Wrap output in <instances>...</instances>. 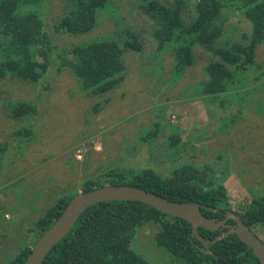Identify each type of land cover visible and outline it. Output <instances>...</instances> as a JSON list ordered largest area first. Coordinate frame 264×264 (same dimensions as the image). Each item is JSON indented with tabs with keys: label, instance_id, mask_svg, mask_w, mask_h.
<instances>
[{
	"label": "rangeland",
	"instance_id": "374dc122",
	"mask_svg": "<svg viewBox=\"0 0 264 264\" xmlns=\"http://www.w3.org/2000/svg\"><path fill=\"white\" fill-rule=\"evenodd\" d=\"M109 1L111 6L100 12L91 31L77 35L53 33V44L66 51L74 45L117 40L119 27L109 16L114 11L121 20L125 11L121 9V0ZM126 1L132 7L134 2ZM158 1L166 7L173 2ZM73 9L70 0H52L48 12L52 23L49 22L54 26ZM191 11L187 7L182 15L184 24L193 18ZM134 15L135 21L142 17ZM44 20L49 32L53 26H49L50 19ZM229 24L241 28L233 34L238 42H243V34L250 36L251 24L244 18L233 15ZM144 35L136 39V51L119 42L125 49L127 77L109 95H96L81 88L71 69L59 62L53 65L49 86L42 85L47 89L39 115L16 120L3 110L7 97L34 102L33 88L29 84L16 86L6 81L4 85L0 81V143L6 145V149L0 148V264L12 259L16 248L18 252L33 246L39 237V232L33 231L37 230L36 223L62 197L73 198L85 182L128 162L135 170L154 169L164 178L186 164L213 167L226 188L229 203L239 213L251 203L252 193L264 194V77L258 79L260 74H256L254 79L261 84L247 81L239 88L245 89V95L252 90L247 100L249 111L235 122L238 135L227 138L220 125L225 118H231L232 106L224 109L208 101L207 109L213 115L210 116L204 98L199 96L203 81L208 80L205 67L218 58L196 46L195 62L172 85L173 57L157 51L152 34ZM255 61L250 75L255 73L254 69L264 75V43L257 48ZM107 96L113 101L105 102ZM226 100L230 103L234 98L227 93L219 102L225 104ZM156 101L163 113L157 129L154 124L159 119L152 113ZM257 101L262 102L260 111L251 106ZM240 138H244L247 147L243 148ZM254 229L264 240V229ZM158 230L159 223L148 222L138 231L131 247L150 264H186L157 242Z\"/></svg>",
	"mask_w": 264,
	"mask_h": 264
},
{
	"label": "trees",
	"instance_id": "16d2710c",
	"mask_svg": "<svg viewBox=\"0 0 264 264\" xmlns=\"http://www.w3.org/2000/svg\"><path fill=\"white\" fill-rule=\"evenodd\" d=\"M70 1L74 9L53 26L48 14L52 0H0V81H4V85H7L6 81H12L16 86L29 84L34 91L32 94H35L34 102L8 96L3 110L9 118L22 120L39 115V108L44 101L43 93L47 89L42 85L49 86L48 78L54 73L53 65L59 62H64L71 69L81 83V88L93 94L105 96L119 89L127 77L125 49L122 45L126 49L138 50L136 39L145 33L144 36L152 34L158 52L173 57L175 76L170 79L172 85L195 62L196 46L218 58L206 65L208 80L203 81L199 96L204 98L210 116L213 115L207 109L208 101L224 109L232 106L231 118H225L220 131L231 139L238 135L235 122L247 115V100L252 93L249 90L245 95L242 92H246L245 89L239 88L247 81L254 85L259 83L254 79L256 74H260L258 79L264 77L259 70L254 69L255 73L251 75L249 73L256 64V50L264 43V0H173L171 7H166L158 0H131L134 2L131 7L126 0H121L125 16L118 20L114 11L109 16V20L119 27L117 40L74 45L64 51L53 44V33L85 34L97 25L100 12L111 6L109 0ZM187 7L192 9L194 16L189 23L184 24L181 17ZM134 13L142 16L137 17V22ZM233 15L251 24L250 36L243 34V42L233 39V36L236 37L233 34L241 31L237 24H229ZM44 19H50L49 26H53L49 32L46 31ZM143 69L151 70L147 67ZM146 70L143 71L146 73ZM227 93L234 100L230 103L226 100L225 104L219 102ZM110 101L113 99L107 96L105 102ZM156 102L152 110L155 118L159 119L154 124L155 129L163 120L161 105ZM261 104V101H257L251 106L254 109L257 106L256 109L260 111ZM100 105L103 106V103ZM239 141L243 148L247 147L244 138ZM5 146L0 143L1 149ZM135 151L136 147L131 150V154ZM107 184L135 186L176 202L199 203L203 206L201 212L207 218H224L227 211H232L252 230H255V226L264 229V194L252 193V201L244 211H234L226 188L213 167L186 164L176 169L171 177L164 178L154 169L135 170L128 162L94 181L85 182L81 191L88 192ZM71 199L62 197L36 223L37 230L33 231L39 232L37 240L60 217ZM148 222L159 223L157 242L183 263L261 264L253 250L236 235H230L212 246L218 261L212 255H205L198 248L201 242L192 237V225L189 222L137 201L100 202L90 206L42 264H150L131 247L138 231ZM199 233L209 240L220 235L201 227ZM30 251L31 246L18 252L16 248L13 254H17L5 264H23Z\"/></svg>",
	"mask_w": 264,
	"mask_h": 264
},
{
	"label": "water",
	"instance_id": "95a60500",
	"mask_svg": "<svg viewBox=\"0 0 264 264\" xmlns=\"http://www.w3.org/2000/svg\"><path fill=\"white\" fill-rule=\"evenodd\" d=\"M111 201H137L149 205L157 211L168 216L178 217L186 220L192 225V237H196L203 246H209L223 240L230 235H236L239 240L247 244L254 252L256 257L264 264V241L246 225L242 218L232 211H228L225 219L207 218L201 212L202 205L193 202H176L169 200L159 194L130 185H101L88 192H80L75 195L65 208L64 212L45 231L31 248L23 264H42L49 252L72 230L79 217L90 207L100 202ZM211 211L213 208L205 207ZM232 219L235 224L228 221ZM209 231H228L223 232L213 240L205 239L199 233V228ZM198 248L204 254H210L218 259L217 255L211 250H206L200 246Z\"/></svg>",
	"mask_w": 264,
	"mask_h": 264
},
{
	"label": "flooded vegetation",
	"instance_id": "af4514ba",
	"mask_svg": "<svg viewBox=\"0 0 264 264\" xmlns=\"http://www.w3.org/2000/svg\"><path fill=\"white\" fill-rule=\"evenodd\" d=\"M225 215H226V213H225ZM225 215H224V218H217V219H225ZM229 221H232L233 223H230V224H235V222L232 220V219H230ZM229 221H228V223H229ZM225 231H228V229H224V231H220V230H218V231H215V232H217L218 234H223V232H225ZM211 232H213V231H211ZM219 236V235H218ZM206 239V238H205ZM263 240V239H262ZM264 241V240H263ZM202 244V243H201ZM214 244H212V245H209V246H203V244L202 245H200V247H202V248H204V249H206V250H211V252H213L214 253V251L212 250V246H213ZM205 255H210V254H205ZM214 257V256H213ZM217 261H218V259H217Z\"/></svg>",
	"mask_w": 264,
	"mask_h": 264
},
{
	"label": "clouds",
	"instance_id": "9594fccd",
	"mask_svg": "<svg viewBox=\"0 0 264 264\" xmlns=\"http://www.w3.org/2000/svg\"><path fill=\"white\" fill-rule=\"evenodd\" d=\"M81 191H79V193H80ZM78 193V192H77ZM77 195V194H76ZM262 239V238H261ZM33 246H31V248H32Z\"/></svg>",
	"mask_w": 264,
	"mask_h": 264
}]
</instances>
